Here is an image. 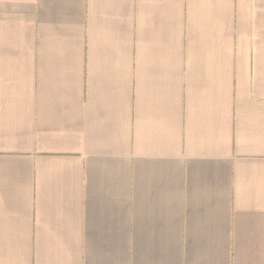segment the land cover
<instances>
[{
    "label": "crops",
    "instance_id": "crops-1",
    "mask_svg": "<svg viewBox=\"0 0 264 264\" xmlns=\"http://www.w3.org/2000/svg\"><path fill=\"white\" fill-rule=\"evenodd\" d=\"M0 264H264V0H0Z\"/></svg>",
    "mask_w": 264,
    "mask_h": 264
}]
</instances>
